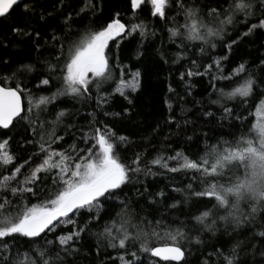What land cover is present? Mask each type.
<instances>
[{
  "label": "snow or ice",
  "instance_id": "obj_1",
  "mask_svg": "<svg viewBox=\"0 0 264 264\" xmlns=\"http://www.w3.org/2000/svg\"><path fill=\"white\" fill-rule=\"evenodd\" d=\"M22 2L0 0V18L6 19ZM60 3L64 5L65 0ZM129 4L131 19H124L120 11H116L98 29L86 27L80 31L72 27L73 12L81 18L89 12L95 13V0H78L73 12L61 15L60 25H53L41 14L44 24L40 29H12L14 37L26 38L29 44L33 43L34 36V50L40 52L42 32L52 28L51 40L59 44V49L55 62L44 61L48 74L43 78L33 76L36 64L30 55L11 61L0 56V264H61L66 255L78 251L82 234L93 227L97 229L98 240L106 241L113 249L124 250L118 257L120 264H143L141 254L150 258L149 264H192L185 244L201 245L202 234L215 235L221 226L225 231L231 229L243 235L244 240L236 239L226 251L224 244L213 246L211 251L205 249L207 255L203 264H246L240 259V252L251 249L255 255L257 246L253 241L257 237L260 238V255L264 257V77L258 81L246 62L225 75L221 60L227 57L213 58L211 63L193 59L191 64L195 67L180 73L179 79L186 89L191 88L188 81L193 76L210 75L213 93L218 96L211 103L222 109L221 119L235 116L236 108L235 104L229 107L222 100L237 99L254 117L247 122V130L233 140L206 142L202 155L197 153L190 157L176 151L167 157L158 155L150 161L151 166L141 167L142 157L137 154L127 163L119 149L129 143V138L97 117L100 111L104 116L118 115L104 108L111 95L106 84H115L112 91L129 103L128 93L140 87L141 72L126 73L127 66H122L118 57L113 65L110 45L115 43L119 47L121 40L137 33L146 38L150 34L149 15L167 28L169 43L180 49L173 63H179L189 47L198 49L203 58L208 56L209 49L218 46L217 41L224 42L231 50L241 35L264 30V0H129ZM36 7L34 3L23 4L26 14L34 13ZM237 25H242L246 31H237V38L226 42L229 28L236 30ZM56 32L61 34L57 36ZM32 50L30 48L29 53ZM161 59L167 63L164 53ZM213 64L215 75H211ZM260 66L264 68V60ZM114 69H119L118 78ZM30 77L38 80L35 87L40 92H48L53 79L59 86L48 95L36 94L29 86ZM216 81H228V84L221 87ZM168 91L184 99L172 84ZM65 96L89 101L95 98L96 102V109L89 113L87 130H81L82 135L74 138L67 148L61 144L64 136L57 133V126L67 111H55V102ZM165 104L172 112V102L165 100ZM53 113L54 118L50 119ZM204 115L215 114L205 111ZM236 119L241 118L236 116ZM174 122L180 126L174 115L169 116L167 123ZM25 124V131L30 130L33 136L24 141L32 145L27 150L30 155L15 150L14 136L9 135ZM26 167L30 171L24 174ZM153 168L191 173L186 189L173 188L186 195L183 200L171 197L172 203L165 200L166 208L178 213L171 220L161 213L159 217H140L137 221L132 202L121 198V193L132 182L133 174L155 175ZM26 194L35 198L43 196V199L38 203H22L28 199ZM156 197L163 199L166 193L162 190L154 193L149 203H159ZM85 212L88 218L83 223L75 219ZM257 218L261 221L259 225ZM101 220L103 225L99 223ZM62 225L71 227L54 240L46 239ZM249 225L252 228H248ZM240 229L247 231L240 232ZM247 232H251V239ZM40 240H44V245L39 244Z\"/></svg>",
  "mask_w": 264,
  "mask_h": 264
},
{
  "label": "trees",
  "instance_id": "obj_2",
  "mask_svg": "<svg viewBox=\"0 0 264 264\" xmlns=\"http://www.w3.org/2000/svg\"><path fill=\"white\" fill-rule=\"evenodd\" d=\"M34 3L37 5L34 13H25L23 4ZM97 11L95 13L89 12L83 18L75 16L73 9L78 7V0H65L64 5H61L60 0H24L20 3L19 8L11 12V15L6 19L0 18V56L12 60L21 56H29L36 64V72L33 76L43 78L46 76L47 67L44 61H54V56L57 54L59 44L51 40L53 29L48 28L43 31L39 43L42 46L40 52L35 49V37L33 36V43L29 44L26 38L20 36H13L12 29L16 27L30 30L32 28L40 29L44 21L40 19L41 14L45 16L47 21L53 25L61 24V15H67L73 12L72 27L74 30L83 31L88 28H99L106 19L120 11L124 19H131V9L129 0H95ZM48 13L53 15L50 17ZM147 10L145 15H147ZM149 19V35L146 38H141L140 35L134 34L126 37L119 42V47L115 43L110 45L113 54V65L116 63L118 57L119 63L122 66H127L126 73L130 71L139 70L141 72V84L138 90L134 93L129 92L128 99L114 93L112 90L115 84L105 85V88L111 95L108 103L104 108L114 114L104 116L103 111L97 113L100 120L107 121V123L121 135H126L129 138V143L120 146V153L125 162L130 163L131 159L140 154L142 157L141 167L150 165V161L158 155L167 157L174 155L176 151H181L187 155L194 156L197 153L203 154V146L206 142L215 143L217 140H233L238 137L242 131L247 130V122L253 121L254 117L249 115L245 105H241L239 99L235 101L222 100V103L232 107L236 105L235 116L227 119H221L223 116L222 109L219 105L211 103V100L217 99V94L213 93L212 81L210 75L193 76L190 81V89H186L184 82L180 81L179 76L181 72L186 71L189 67H195L191 64L193 59L201 62L202 59L208 60L211 63L213 58L227 57L221 60V65L224 74L227 75L238 64L246 62L249 71L259 81L264 77V68H262L261 61L264 60V30H257L251 35H241L238 42L234 44L229 50L224 46V42L217 41L215 49H209V54L206 57H201L198 49L193 50L189 47L185 53V58L179 63H173L175 54L180 51L175 44H170L168 41L167 28L163 26V22H156L154 18L148 16ZM182 22V17L179 18ZM155 35H151V32ZM237 31L242 33L246 31L242 25H237L236 30L229 28V34L225 37V41L229 42L231 39L237 38ZM61 33L56 32L59 36ZM47 41V43H46ZM7 44V47L5 45ZM33 49L29 53V49ZM161 53L167 56V63L161 59ZM114 74L119 77V69H114ZM216 74L215 65L211 75ZM130 78V76H126ZM31 80V77L29 78ZM38 80H31L30 87L36 94H50L56 91L59 86L58 81L53 79L52 84L48 86V92H40L35 85ZM218 86L228 84V81H216ZM172 84L177 89L184 99L181 100L176 93H169L168 87ZM229 90V89H225ZM190 91V95H189ZM210 93H213L211 96ZM165 100H170L173 105V111L169 112L165 104ZM26 104V101H25ZM55 111L64 109L67 115L63 121L57 126V133L64 136V141H61L63 147L67 148L74 138L82 135L81 130H87L91 117L89 113L96 109L95 98L92 100L74 99L70 96L60 97L55 102ZM50 108L53 106L50 105ZM181 108L184 109L181 112ZM127 110V111H125ZM205 111H211L215 115L207 117L204 115ZM47 115V114H45ZM174 115L176 121L179 123L177 127L176 122L168 124L169 116ZM239 116L241 119H236ZM54 118V113L49 116ZM189 121V123H185ZM27 125L24 127L18 126L9 135L14 136L13 148L18 152H25L32 148V145L25 144L27 139H33L31 131H25ZM232 133L233 135H229ZM191 137V139H189ZM208 138H211L209 141ZM23 145V147H20ZM57 147V145H53ZM174 165V162H169ZM30 168L24 169V174H27ZM156 173L139 175L133 174L132 182L129 183L121 198L130 200L131 206L135 210L136 220L140 217L152 219L159 217L161 213H165L166 219L171 220L173 215H178L173 209H167L166 203H172L171 197L177 200H183L186 193H178L173 191V188H185L189 183L191 173L185 174L183 172L171 173L163 168H153ZM43 175V173L41 174ZM23 176H21V179ZM51 183L50 179L47 182ZM147 189V191H145ZM166 193L165 198L156 197L159 203L151 204L149 200L153 198V194L158 191ZM27 200L22 203H38L43 196L39 198L32 197L31 194H26ZM19 202V201H18ZM110 203L115 204V201ZM30 206V204H29ZM187 206H184V211L187 212ZM104 211L101 212L103 216ZM88 218V213H84L82 217H76L80 223H83ZM100 225L104 221L101 220ZM261 223L257 218L256 224ZM69 226H60L55 233H49L46 239H55V236L61 232L69 230ZM248 228H252L249 225ZM258 230V229H254ZM97 229L91 228L88 232L82 234V239L77 244L78 251L71 255H66L61 264H120L119 255L124 254V250L113 249L107 246L104 240H98L95 235ZM247 229H240V232H246ZM248 238L251 239V232H247ZM203 244H185L188 249V259L192 264H203L207 251H211L213 246L225 245V251L228 247L236 242V239L244 240V236L239 233H233L231 229L224 230L221 226L215 235L212 233H204L201 236ZM260 238L257 237L253 243L256 244L257 250L253 255L252 250L240 252V259L246 264H260L264 261V257L260 255ZM40 245H44V240L39 241ZM138 247V245H137ZM202 253H204L202 255ZM63 255V254H62ZM130 258V257H126ZM143 264H149L150 258L141 254Z\"/></svg>",
  "mask_w": 264,
  "mask_h": 264
},
{
  "label": "water",
  "instance_id": "obj_3",
  "mask_svg": "<svg viewBox=\"0 0 264 264\" xmlns=\"http://www.w3.org/2000/svg\"><path fill=\"white\" fill-rule=\"evenodd\" d=\"M24 1V0H23Z\"/></svg>",
  "mask_w": 264,
  "mask_h": 264
}]
</instances>
